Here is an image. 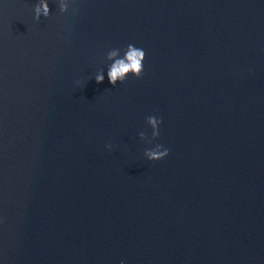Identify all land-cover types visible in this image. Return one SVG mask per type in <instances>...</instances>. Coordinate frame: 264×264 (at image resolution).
I'll list each match as a JSON object with an SVG mask.
<instances>
[{"label": "water", "instance_id": "water-1", "mask_svg": "<svg viewBox=\"0 0 264 264\" xmlns=\"http://www.w3.org/2000/svg\"><path fill=\"white\" fill-rule=\"evenodd\" d=\"M37 2L0 0V264H264V0Z\"/></svg>", "mask_w": 264, "mask_h": 264}, {"label": "clouds", "instance_id": "clouds-1", "mask_svg": "<svg viewBox=\"0 0 264 264\" xmlns=\"http://www.w3.org/2000/svg\"><path fill=\"white\" fill-rule=\"evenodd\" d=\"M69 0H58V7L61 14H64L68 10ZM50 7L48 0H38L34 6V19L39 20L41 16L48 17L50 15ZM146 53L142 48H139L133 44H128L123 50L121 56V49H110L106 58L112 63L108 66L107 77L109 82L115 86L117 82H124L129 74L136 78H141L144 73V60ZM97 83H101L104 80V71L101 70L95 75ZM146 123L152 128V138H156L160 135L159 125L162 123V118L155 115H149L146 117ZM142 139H147L144 132L139 133ZM151 143V140H148ZM111 149V145H107ZM169 154V150L162 144H156L151 149H145L144 155L149 160L163 159ZM120 264H124L121 260Z\"/></svg>", "mask_w": 264, "mask_h": 264}]
</instances>
